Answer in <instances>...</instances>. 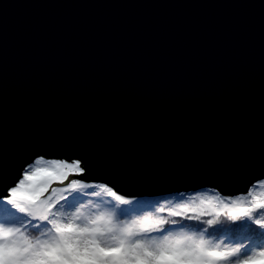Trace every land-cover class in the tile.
Masks as SVG:
<instances>
[{"label":"water","instance_id":"1","mask_svg":"<svg viewBox=\"0 0 264 264\" xmlns=\"http://www.w3.org/2000/svg\"><path fill=\"white\" fill-rule=\"evenodd\" d=\"M262 5L0 0V155L80 151L134 197L247 192L264 170Z\"/></svg>","mask_w":264,"mask_h":264},{"label":"snow or ice","instance_id":"2","mask_svg":"<svg viewBox=\"0 0 264 264\" xmlns=\"http://www.w3.org/2000/svg\"><path fill=\"white\" fill-rule=\"evenodd\" d=\"M51 151L70 152L78 158L71 162L56 160L52 168L34 167L36 159H44L41 153ZM82 160L86 166H81ZM248 173H255L247 180L248 190L264 187V170L244 174ZM95 174L88 156L76 150L38 146L26 153L0 155V212L3 213L0 215V245L3 246L0 264H64L65 261L72 264H127L129 259L151 261L168 253L191 264H248L264 259V247L253 251L249 238H244L247 247L241 244L226 247L213 246L203 235L196 234L191 242H186L182 235L189 226L216 231L222 226L218 222L220 214L229 215L230 220L236 222L232 225L234 228L251 220L264 230V219L258 218L264 212V195H252L242 204L226 202L222 208L204 199V205L212 207L211 218L193 212L181 213L175 220L163 223H149L151 218H146L137 228L140 236L155 238L159 235L162 238H143L137 244H130L126 237L109 241L105 233L117 217L129 215L138 198L120 194L117 189L123 186L119 182L111 178L100 182L95 179ZM81 175L83 178H73ZM97 189L105 195L101 196ZM89 197L101 200L103 208H87L94 214L91 220L85 221L80 218V213L86 210V204H90ZM17 217L23 218V224L16 223ZM132 228L129 225L126 231L130 232ZM41 229L53 233L56 238L33 241L26 235L21 236L29 230L42 233ZM77 232L92 234L86 246L72 239ZM85 247L87 251H84Z\"/></svg>","mask_w":264,"mask_h":264},{"label":"rangeland","instance_id":"3","mask_svg":"<svg viewBox=\"0 0 264 264\" xmlns=\"http://www.w3.org/2000/svg\"><path fill=\"white\" fill-rule=\"evenodd\" d=\"M45 160V158H44ZM49 161H56L54 159H49ZM44 161L41 164H37L36 160L34 161V167H41V168H52L54 167V162L45 163ZM71 162V161H70ZM37 164V165H36ZM51 165L52 167H49L48 165ZM82 165V164H81ZM78 178V177H73ZM204 191L201 193H197L195 195H188V197H183L179 200H172L169 199L168 202H165V204L160 203L156 201V208L154 210H150L148 208H144L141 210H134V213L132 216H123V220L121 222H113L111 226L108 227V230L105 233V238L109 241L120 239L121 237H126L128 242L130 244H137L139 243L140 239H161L162 237L157 235L155 238L151 237V235L147 237H141L139 231H137V228L139 225L143 222H145L146 218H151L149 220V223L159 221L160 223H163L164 221L169 220H175L181 213H188L193 212L197 215H202L211 218L213 214V210L211 206L204 205L203 201L204 199L211 200L213 202V205L215 207H224L226 202L231 203H244L245 201L249 200L252 195H264V187H258L252 190H248L245 193H239L235 195H225L219 192L218 190L214 188H203ZM199 189V190H203ZM198 190V191H199ZM215 190V191H212ZM98 192L102 191L100 189H97ZM197 191V190H196ZM218 192V193H217ZM182 193V192H181ZM175 194H178L175 193ZM96 206H93L91 208H94ZM207 209V210H205ZM64 211H67V209H64ZM93 212L90 210L83 211L80 213V218L84 219L85 221H89L92 219ZM259 219H264V212H262L259 217ZM231 217L226 214H220L219 215V221L221 223V227L213 232H208L207 229H199V228H193V227H185L183 236L185 237L186 242H191L193 238V234L196 235H203L204 238L213 246H226L231 247L235 246L237 244H241L243 247H247L246 244H244V238H249V243L252 244L253 251H256L260 247H264V230H261L259 226H256L253 221L251 220H245L241 226L237 228H230L229 221ZM17 224H22L19 221H16ZM129 225H132V230L126 231ZM27 227V225L25 226ZM30 231V230H29ZM26 232L22 233L21 236H28L31 240L37 241L40 239H47V240H54L56 237L53 233L47 232V234L32 238L31 233ZM174 233L176 230H173ZM91 233L89 232H77L73 234L72 239L76 240L81 245H87ZM167 235V234H165ZM3 246L0 245V248ZM84 251H87V248H84ZM130 255H134L133 253H130ZM64 264H72L71 261H65ZM127 264H191L190 261L186 260H180L175 257L174 254L168 253V254H162L161 256L157 257L154 260L148 261V260H142L139 258L136 259H129L127 261ZM251 264H264V259H256L252 260Z\"/></svg>","mask_w":264,"mask_h":264},{"label":"trees","instance_id":"4","mask_svg":"<svg viewBox=\"0 0 264 264\" xmlns=\"http://www.w3.org/2000/svg\"><path fill=\"white\" fill-rule=\"evenodd\" d=\"M44 161H46L45 163H50V164L52 162H54V161H49V159H45V160L44 159L43 160L36 159V163L37 164L38 163L41 164ZM50 164L48 166L49 167H52ZM58 186L62 187V185H58ZM84 191H85V193L87 192V188L86 187H85ZM202 191H204V189L203 190H199V191L198 190L197 191L195 190V191H188V192H182V193L179 192L178 194L169 193V194H162L160 196H151V197H148V196H139V197H136V198H138V200L134 203V205H133L134 209L133 210H130V213H129L128 217H130V216L133 215L134 210H141V209H144V208H148L150 210H154L156 208V206H155L156 205V201H158V202L160 201L161 203L165 204V202H168L169 199L179 200V199H181L183 197H188V195H195L197 193H201ZM212 191H215V190H212ZM99 193H100L101 196H104L105 195L103 191H100ZM89 199H90V204H86V211H88V209H91V207H93V206L103 208V202L101 200L94 199L92 197H89ZM81 203H85V202L84 201H81ZM2 214L3 213L0 212V215H2ZM122 218H123V216L117 217V219L115 220V223L116 222H121L123 220ZM16 221H19V222H21L23 224V218L22 217H17L16 218ZM229 223L231 225L230 228H234V227H232V225L234 223H236V222L229 221ZM239 226H241V224ZM235 228H237V227H235ZM41 232L42 233H40V232H32L31 230L29 231V233H31V236H33L32 237L33 239L47 234L48 231H44L43 229H41Z\"/></svg>","mask_w":264,"mask_h":264},{"label":"clouds","instance_id":"5","mask_svg":"<svg viewBox=\"0 0 264 264\" xmlns=\"http://www.w3.org/2000/svg\"><path fill=\"white\" fill-rule=\"evenodd\" d=\"M248 264H251V261H249Z\"/></svg>","mask_w":264,"mask_h":264}]
</instances>
